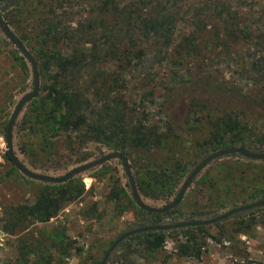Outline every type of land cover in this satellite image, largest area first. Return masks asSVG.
Listing matches in <instances>:
<instances>
[{"label":"trees","instance_id":"16d2710c","mask_svg":"<svg viewBox=\"0 0 264 264\" xmlns=\"http://www.w3.org/2000/svg\"><path fill=\"white\" fill-rule=\"evenodd\" d=\"M2 1L20 10L30 1L35 5L31 16L37 24L38 47L34 51L45 83L25 115L29 131L22 148L34 169H66L87 160L85 148L99 143L128 157L143 197L158 202L178 194L199 158L190 164L180 159L184 148L176 139L179 126L168 115L173 97L156 100V86L152 87L148 74L137 83L132 80L134 72L145 68L148 44L165 49L171 62L186 69L188 75L174 72L168 82L177 78L182 86L192 85L186 125L210 128L209 150L243 147L264 154V134L258 132L264 129V57H257L256 50L250 61L244 54L246 50H264V0ZM79 8L83 15L77 18L75 10ZM232 62L245 86L259 89L260 94L253 96L244 88L212 81V68L223 64L232 67ZM135 85L142 92L134 94ZM146 85L151 89H145ZM153 107L160 118L152 114ZM247 112L253 114L256 127L242 125L238 113ZM6 157L13 166L11 173L16 172L9 154ZM242 166L240 178L233 182H224L230 174L227 171L222 180L215 182H208L205 175L199 184L208 189V204L199 211L171 215L174 225L204 221L197 217L215 214L230 205L236 209L239 203L264 200V184L259 183L264 182V161L245 160ZM249 173L252 178L245 177ZM85 193V185L78 179L63 184L41 183L32 205L5 210L4 230L12 235L23 234L18 240L20 262L67 264L73 251L81 252L75 241L36 238L30 228L57 218ZM113 197L118 200L119 194ZM139 210L145 215H157ZM261 210L264 207L236 212L210 225L135 234L114 250L123 252L116 264H137V248L129 251L136 241L154 252L161 250L173 235L179 256L200 258L209 241H221L210 233L212 229ZM182 217L184 221L178 222ZM160 219L154 217L143 227L158 226L155 223Z\"/></svg>","mask_w":264,"mask_h":264},{"label":"rangeland","instance_id":"374dc122","mask_svg":"<svg viewBox=\"0 0 264 264\" xmlns=\"http://www.w3.org/2000/svg\"><path fill=\"white\" fill-rule=\"evenodd\" d=\"M260 1L263 2V0ZM31 4L33 3L30 1L28 6H23L20 10L8 7L5 1L0 0V18L33 54L38 64L34 51L38 47L35 35L38 29L37 24L32 21L33 16L31 14L34 13L35 5L31 6ZM77 11V18H79L83 15V10L81 12L79 8L75 10V12ZM86 12H89V8ZM181 26L184 27L183 24ZM188 30L187 27V32ZM146 46L148 57L145 68L143 67L134 72L131 75L132 80L137 83L148 74L153 82L152 87L156 86V100H163L164 96L173 97L174 105L169 109L168 115L174 121V125L179 126L176 130L178 132L176 139L179 147L184 148L180 159L190 164L199 158L198 162H200L208 155L216 152L209 150L207 146L210 139V128L207 125L198 126L197 128L186 125L189 91L192 85L188 83L182 86L177 78L173 83L168 82L174 72H180V76L188 75L186 69L184 66H177L171 62L165 49L161 50L160 47L149 44ZM256 50L257 57H264V50L260 48L246 50L244 54L251 61ZM38 68L40 72V95L45 82L40 67L38 66ZM236 70L237 65L233 62L232 67H226V64L216 66V69H211L212 81L216 80L228 86L234 85L238 89L244 88L247 93L253 96L260 94L259 89H253L251 86L246 87L244 82L240 80ZM194 78L197 80L196 77ZM165 83L168 84L166 85L167 89H164ZM33 88L34 79L30 63L18 49L15 42L6 36L0 24V264H25L20 262L18 255V240L23 234L12 235L4 230V212L12 206L32 205L39 184H44V182L26 177L17 167V171L11 173L13 166L6 157L8 150L4 132L7 133L8 123L17 103L25 94L31 93ZM133 88L134 94L142 92L139 90L141 87L138 85ZM145 89L150 90L151 87L146 85ZM36 99L25 106L13 132L16 154L19 160L29 168L45 175L63 176L73 167L97 160L104 153L112 151L99 143H91L83 151V154L85 153L88 157L83 162L72 164L59 171L34 169L25 154L22 153V148L28 139L25 134L29 131L24 118ZM152 114L156 118H160L156 107L152 108ZM238 115L241 116L242 125L256 127L252 113H238ZM179 129L185 130L179 131ZM258 132L264 134V129ZM175 146L177 145L175 144ZM239 158H241L240 161ZM229 159H231L230 163L223 165L226 162L225 160ZM245 160L250 159L232 156L215 160L195 179V183H192L176 208L166 213L167 215L150 216L143 214L134 200L124 163L120 159H114L73 178L83 182L86 193L79 200L68 204L57 218H53L48 222L37 223L30 228V231L35 233L36 238L75 241V246L81 248V252L73 251L71 257L66 260L67 264H101L106 252L123 233L150 224L149 220L154 217H161L155 223L156 225H172L175 220L171 215L175 216L180 212L186 213L204 209V204H208L206 198L208 189L199 184L200 180L205 175L207 181L210 182L222 180L224 173L227 171L230 174L224 178V182H233L240 178L239 170L243 168L242 165ZM262 169L264 170V166ZM131 172L134 175L132 169ZM188 175H186V178ZM245 177L252 178L253 175L249 173ZM30 181H34V183H30ZM259 183L264 184V182ZM114 193L119 194L118 200L114 199ZM176 196L158 202L142 197L148 206L165 208L175 200ZM254 202H257V200L239 203L238 207ZM233 209H235V206L230 205L220 209L215 214L201 215L197 218L208 221L214 217L218 218ZM182 221H184L183 217L178 220V222ZM210 233L221 241L220 243L209 241L207 251L200 258L179 256V251L176 249V240L173 239L174 235L167 239L165 246L159 251H150L147 245L142 244L139 240L133 243V247L129 248V251L134 252L137 248V257L134 255L137 264H264V210L255 211L251 214L245 213L240 218H232L223 223L221 227L212 229ZM181 237L180 239H182ZM179 241L182 242L183 240ZM113 252L105 264H116L123 256L121 250Z\"/></svg>","mask_w":264,"mask_h":264},{"label":"water","instance_id":"95a60500","mask_svg":"<svg viewBox=\"0 0 264 264\" xmlns=\"http://www.w3.org/2000/svg\"><path fill=\"white\" fill-rule=\"evenodd\" d=\"M0 24L2 26L3 32L8 36L10 39H12L18 49L21 51V53L26 57L28 62L31 65L32 68V73H33V79H34V88L31 93L25 94L17 103L13 114L9 120L8 123V128H7V133H6V140H7V150L8 154L14 163V165L20 170L22 174H24L26 177L36 180V181H41L44 183H49V184H63L66 183L67 181L75 178L76 176L94 169L96 167L102 166L106 164L107 162L114 160V159H120L125 166L127 176L129 179V183L131 186L132 194L134 197V200L136 204L143 209L144 211L148 213H157V214H166L169 211L173 210L176 208L179 203L183 200L187 190L190 188L192 185L193 181L203 172L208 166H210L211 163H213L217 159H223V158H229L234 155L241 156L246 159L254 160V161H264V154L263 153H258V152H253L250 151L246 148L242 147H232V148H226L222 150H218L204 159H202L198 164L191 170L190 174L187 176L186 180L184 181L183 185L180 187L178 194L175 198V200L168 205L165 208H155L148 206L144 200L142 195L139 193L133 174L131 172V166L130 162L128 160V157L122 153V152H116V151H111L108 153H104L102 157H100L97 160H94L92 162H88L86 164H81L78 166L73 167L70 169L68 172H66L63 176H53V175H45L40 172H37L31 168H29L24 162L19 160L18 155L16 154L15 148H14V143H13V132L14 128L16 125V122L22 113L23 109L25 108L26 105H28L30 102H32L34 99H36L39 95L40 92V72L38 68L37 61L33 54L25 47V45L12 33V31L6 26L4 21L0 18ZM264 207V200H260L254 203H250L241 207H238L222 216H219L218 218H215L213 220H208V221H199V222H187V223H179V224H172V225H158V226H150V227H141L137 229L130 230L128 232L123 233L115 242L111 245L109 250L106 252V255L101 262V264H105L107 259L110 257L112 252L120 245V243L125 240L128 237H131L135 234L142 233V232H147L151 230H169L172 228H180V227H188V226H195V225H210L214 224L216 222L222 221L224 219L229 218L231 215H233L236 212L240 211H247V210H252L256 208H263Z\"/></svg>","mask_w":264,"mask_h":264}]
</instances>
